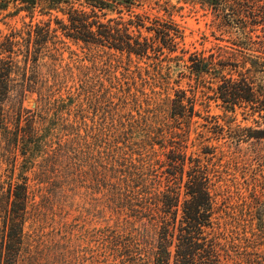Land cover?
I'll return each mask as SVG.
<instances>
[{
  "label": "rangeland",
  "instance_id": "obj_1",
  "mask_svg": "<svg viewBox=\"0 0 264 264\" xmlns=\"http://www.w3.org/2000/svg\"><path fill=\"white\" fill-rule=\"evenodd\" d=\"M131 1L134 13L178 28L181 38L176 39V50L128 57L61 38L52 59L39 62L35 75L40 81L23 99L20 126L32 122L45 146L28 162L18 155L13 174L0 160V211L8 177L17 183L27 178L29 197L18 264H127L103 235L111 230L142 236L144 228L115 209L112 193L100 189L87 162L97 160L101 151L104 162L110 155L119 159L127 154L124 157L135 164L141 158L154 165L164 161L166 152L155 141L160 134L168 139L172 132L185 140L187 154L199 155L213 171V222L232 236L231 253L241 264H264V0H254L246 32L218 19L203 0ZM19 27V17L0 21V37ZM244 35L250 37L251 47L242 45ZM218 52L222 60L229 52L237 59L245 55L254 61L253 113L243 107L225 111L220 100L206 98L216 83L207 78L199 82L191 73L193 56ZM49 88L53 97L47 106L37 92ZM179 91L190 99L196 94L194 110L199 116L190 121L174 116ZM13 105V100L4 105L11 129ZM205 147L211 154L201 153ZM76 148L91 154L68 160ZM2 222L0 214V231Z\"/></svg>",
  "mask_w": 264,
  "mask_h": 264
},
{
  "label": "trees",
  "instance_id": "obj_2",
  "mask_svg": "<svg viewBox=\"0 0 264 264\" xmlns=\"http://www.w3.org/2000/svg\"><path fill=\"white\" fill-rule=\"evenodd\" d=\"M203 3L229 26L236 25L245 31L252 22L254 0ZM133 5L131 0H0V21L15 17L20 20L19 28L0 37V160L10 166L11 174L18 155L28 162L45 146L32 122L20 126L22 103L26 93H33L40 81L35 75L39 62L45 57L52 59L59 39L102 47L128 57L160 55L163 50L175 52L176 39L181 38L178 28L169 21L134 13ZM243 41L242 45L251 47L250 37L244 35ZM228 54L223 60L220 53L193 56L191 73L199 82L207 78L216 83L215 88H209L212 95L206 98L220 100L225 111L243 107L253 113L257 103L252 77L254 61L245 55L240 60L233 53ZM49 68L54 79V70ZM41 88L42 85L38 87ZM37 94L44 105H51L50 88ZM12 100L15 123L11 129L4 105ZM196 101L195 93L190 99L179 91L174 100V116L189 121L199 116L194 110ZM219 129L221 134L223 128ZM178 135L172 132L168 139L159 135L155 144L166 149L165 159L154 165L141 158L135 164L131 157H124L127 154L119 159L110 155L104 162L101 151H97V160L87 162L100 189L112 193L115 209L144 228L142 236L106 230L103 240L127 264H241L231 253L232 236L213 222V171L201 162L199 155L186 153L185 140ZM204 149L202 154H211L209 147ZM87 155L76 148L68 160H81ZM160 169L163 170L158 175ZM8 178L4 208L0 211V264H18L29 193L26 177H21V183Z\"/></svg>",
  "mask_w": 264,
  "mask_h": 264
}]
</instances>
